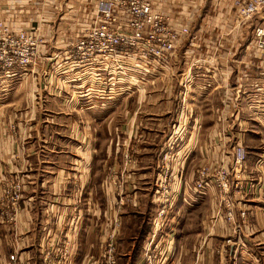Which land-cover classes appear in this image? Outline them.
Masks as SVG:
<instances>
[{
    "label": "crops",
    "instance_id": "0c3cea01",
    "mask_svg": "<svg viewBox=\"0 0 264 264\" xmlns=\"http://www.w3.org/2000/svg\"><path fill=\"white\" fill-rule=\"evenodd\" d=\"M90 1L0 0V19L13 31L25 28L44 38L39 65L22 74L0 72V185L18 170L13 155L20 142L8 132L16 120L18 135L27 133L30 148L18 218L24 244L21 259L34 264L48 243L57 247L67 239L70 264H84L79 261L82 257L88 258L87 264H95L90 260L112 225L114 193L110 181L103 180L104 170L122 169L124 146L139 137L138 155L134 150L139 165L123 174L126 186L120 197L126 204L122 209H129L116 235L117 259L127 264L135 228L140 232L144 224H151L141 222V217L147 204L156 205L159 150L177 135L175 140L184 145L178 155L183 161L175 166V215L166 222V239L173 241L168 239V253L160 264H193L195 258L197 264H225L223 257L219 262L213 259V251L218 243L235 239L242 249L227 244L229 259L254 260L256 249H264V57L252 42L237 39L230 48L231 41L223 40L219 51L223 56L229 48L230 61L228 65L212 62L218 38L232 24L231 19L224 20L227 0H157L166 12L192 18L191 40L182 44L171 65L157 66L140 77L139 67H131L144 84L141 89L101 63L88 77L85 70L65 66L62 52L90 16ZM195 59L199 63L193 67ZM186 74L190 87L177 125L178 94ZM235 145L244 146L247 153L233 176L240 187L229 195L236 203V234L218 208L211 183L206 181L199 189L194 177L199 163L221 161L231 167ZM75 197L76 218L66 224ZM136 207L139 224L133 212ZM241 210L246 211L245 217L240 216ZM143 249L144 243L139 263Z\"/></svg>",
    "mask_w": 264,
    "mask_h": 264
},
{
    "label": "built area",
    "instance_id": "2783aa9c",
    "mask_svg": "<svg viewBox=\"0 0 264 264\" xmlns=\"http://www.w3.org/2000/svg\"><path fill=\"white\" fill-rule=\"evenodd\" d=\"M90 2L92 6L90 16L84 21L78 35L62 52L65 66L85 70L88 72V77L92 76L93 67L101 63L117 72L118 76L128 85L141 89L144 84L131 67H139V77L140 73L145 74L156 69L157 66L169 67L182 44L191 40L192 18L190 16L183 18L180 14L176 15V12H166L158 7L157 0H91ZM197 5L194 4L193 7ZM225 8L228 12L224 20L231 19L232 26H228V35L224 34L218 38L217 47L211 55L212 62L217 64L224 61L225 65H228L231 57L228 52L229 48L222 56L219 51L222 46L221 41L230 40L229 38L225 39V36H231L230 48H232L234 45L232 41L236 40L237 32L241 28H250L251 37L245 38V40L252 42L253 47L264 57V0H227ZM43 42L44 38L39 33L25 28L13 31L5 20L0 19V72L26 73L29 69L39 65V47ZM193 46L198 48L197 44ZM198 63L199 60L195 59L192 66H196ZM189 73L190 69H188ZM180 85L178 99L181 110H184V99L190 87L187 74L184 75ZM246 156L244 146H234L231 166L233 175L237 169H241ZM124 157L127 159L128 152L124 153ZM167 160L168 153H164L161 168L164 167ZM134 161L136 162V159ZM172 174H169L168 181H166V176L162 179V173L159 174L162 181L155 192L158 214L151 221V242L167 222V215L173 205L176 192L173 189L175 175L172 176ZM206 181L215 187L219 204L223 203L226 207L224 212L226 220L234 223L236 206L229 197L233 181L231 172L219 166L212 174L203 168L198 171L196 187L202 189ZM14 182L15 180L11 178H6L2 182L8 187H2V192L0 190V214L12 215L9 218L17 221L19 212L16 205L18 206L21 199L22 187L20 188V184H14ZM238 185L239 183L236 182L235 187ZM6 188L7 194L4 193ZM116 189L119 196V201L116 203L118 205L117 212H121V207L124 204L120 197L122 187H116ZM240 215L245 217L246 211L241 210ZM119 219L118 217L113 220L114 223L111 225V229L105 233L106 236L101 245L105 264H114L113 254L120 226ZM235 230L233 228L234 232ZM62 250L64 253L55 255V260L49 257L50 251L46 252L41 264H69V256L65 258V255H68L67 250L65 248ZM145 250L149 251V248ZM16 262L14 260L13 264H21Z\"/></svg>",
    "mask_w": 264,
    "mask_h": 264
},
{
    "label": "rangeland",
    "instance_id": "374dc122",
    "mask_svg": "<svg viewBox=\"0 0 264 264\" xmlns=\"http://www.w3.org/2000/svg\"><path fill=\"white\" fill-rule=\"evenodd\" d=\"M186 1H188V0H184V3H186ZM230 26H232V24ZM247 29H243V32L241 31L242 29H240L237 32L236 40L237 39L245 40V38L246 39L250 38L251 37L250 28L248 30ZM192 34L194 35V31L192 32ZM216 38H217V36H216ZM227 38H229L231 40V36H227ZM20 74H22V73H20ZM173 84H174V82H173ZM174 85L176 86V83ZM180 88H181V85H180ZM138 101H139V97H138ZM179 107H180V105H179ZM183 112H184V110H181V108H179L178 111H177V118H176L177 125H178L179 121L182 119V118H180V116H181V113H183ZM8 130L7 131L10 134H12L13 137L15 136L18 139V143L20 142L19 143L20 146L18 144V150L19 151L14 153V155H13V160L17 163V169L18 170L15 172L16 175H14V176L12 175L11 177H8V178H11V179L15 180L14 184L19 183L20 184V188L22 187V189H23V183L24 182H23L22 179L24 178L25 182L27 181V179L24 177V174L27 171L30 170V164H28V158H27V154H26V153L30 152L29 145H28V143L25 140L27 138V133L24 134L23 132H21L20 135H18L19 134V130H18V127H17V120L14 122V124L9 126ZM176 130H177V127H176ZM176 136H174V138L169 143H166L165 145H163L162 148L159 150L160 153H159L158 175L162 173V179H164V177L166 176L167 177L166 181H168V176H169L170 173H173L172 176L175 175V177H176V174H177V170L175 168V166H177L176 163L177 162L178 163H182V161H183L181 159V157H179V156H180V151L183 150L184 145H183L182 140H180V139L175 140ZM135 139L136 140H134V141H136V142H129L127 145L124 146V148H123V150L121 152L122 154H121V159L120 160H121V163H122V166H123L122 169H121V167L116 168V167L110 166V167H107L104 170L105 175H104L103 180L106 181V182L110 181L111 187H113V193H114L113 203H112V206H111L112 209H111V214H110V217H111L110 221H111V223L113 225V223H114L113 220L115 218L119 217L120 218L119 219V221H120L119 229L120 230H121L122 225H123L122 224V218H123V216H125V211L127 209H129V208L122 209V207H121V212H119V211L117 212L118 205L116 203H117V201H119V196L117 194L116 187H124V186H126V182L123 181V179H124L123 178V174H125L126 169H131V168L137 167L139 165L138 156H136V154L138 155V153H139L140 142H139V137L135 138ZM134 150H137L138 152L135 154ZM125 152H128L127 159L124 157V153ZM164 153L165 154L168 153V160L165 162L164 167L161 168L162 162H163ZM183 155H184V153H183ZM134 159H136V162L134 161ZM224 164L225 163L221 162V161L218 162L217 165L216 164H211V163L210 164H205V163L203 164L202 163V165H200V163H199L197 166L194 167L195 184H197V182H198V171L203 169V168H205L206 170H209L210 173L214 174L215 173V169L217 167L221 166L225 170L228 169L231 172V178H233L234 175L232 174V167H228L227 168ZM158 178H157L158 181H157L156 189H157V187H159V185L161 184V181H162V180H160V176ZM174 181H175V178H174ZM236 182L237 181L234 180V179L231 182L232 186H231L230 192L232 191V189L239 188L240 184L238 185V187H235ZM137 183L139 184V181ZM3 184L0 185L1 192L3 190L2 187H8L6 184H4V185ZM154 187H155V185H154ZM197 188L200 189V187H197ZM213 188H214V190L216 192L215 187H213ZM173 189H174V184H173ZM152 190H153V188H152ZM4 193L7 194V188L4 190ZM231 194H232V192L230 193V195ZM21 197H22V195H21ZM229 197L231 198V200L234 202V204L236 206V203H235L233 197H231V196H229ZM150 199H151V197H150ZM174 199H175V197H174ZM20 200L18 202V206L16 205V209L19 212L18 214H20V212H21ZM74 201H75L74 208L71 209V215H68V219H66V224H67V222H71L70 219H73V218L75 219L76 218L75 214H76V212L78 210V197H75ZM124 203L126 204V202H124ZM131 208L133 209V207H131ZM136 208L137 209H135V211H133V212L136 213L137 219H138L137 222L139 224V208L138 207H136ZM218 208L221 210V213H222L223 217L225 218L224 212L226 210L225 209L226 207L224 206V204L223 203L219 204ZM115 212H117V213L115 214ZM157 212L158 211H157L156 205H154L152 207V206H150V204H147V206L144 208V214L141 217V222L143 220H145V221L150 220V223H151L153 218L158 214ZM174 213L175 212H174V208H173V205H172L170 210H169V213L167 215V219H166L167 222H170L171 218L174 217L173 216V215H175ZM234 215H235V213H234ZM11 216L12 215L6 216L4 213L2 215L0 214V264H13L14 260L17 261V262H20L21 264H26L24 259L23 258L21 259V256L23 257V255L21 253L23 252L24 244L22 242V235L18 234L19 233V222H18L19 220H17V219H16L17 221H15L14 219L12 220V219L9 218ZM178 216H179L178 214L175 216L176 217V219H175L176 222L179 220ZM18 218H19V215H18ZM132 219H133V221L136 220L135 217H132ZM225 220H226V218H225ZM233 221H234V223H230L229 221H227V222L231 225L232 231H233V228L236 229L235 232L233 231L236 234L239 229L236 227V224H235V216H234V220ZM69 224H71V223H69ZM69 224H68L67 227H70ZM130 224L131 223H129V225ZM134 224H136V222H132L133 226H135ZM98 225L96 227L97 228L96 232H98V229H99ZM166 225H168V223L165 222L164 226L166 227ZM151 227H152V225L150 224L149 232H148L146 238L141 242V245H143V243H144L145 249L149 248V251L143 249V253L141 255V257H142L141 263H139V255L136 257V260H135V261H137V263H135V261L132 259V255H131L130 259L127 262V264H133V263L134 264H160L162 257H164L168 253V251H166L167 250L166 248L168 246L167 243L170 242V241L171 242L173 241L172 239H169V238L168 239L170 241L168 239H166V237H168L167 236L168 228L167 227H166V229L165 228H163V229L161 228L156 233L155 239H153V241L151 242L150 241ZM134 228L135 227H133V229ZM176 230H178V228ZM65 231H66V229H65ZM138 231H139V227L135 228L134 232H135L136 238L133 241V249H134L135 244L138 241V236H139ZM176 233H178V232H176ZM100 234H102V233H100ZM105 236L106 235L103 234L102 241L105 239ZM175 242H177V240H175ZM229 243H233V245L236 247V250L237 249L238 250L242 249V245L237 239H235V240H224V243L222 241L221 243L217 244L218 246L213 251V253H214L213 259H217V262H219V258L223 257V263H225V264H228V263H230V264H245V263H248V264H258V263L262 264V261H264V253H263L264 249L263 248L256 249V253L255 254L253 253L254 254V260L250 258V259H248V261H245V258L241 257L239 259L238 256H236V257L234 256V258H232V260H230L229 257H228V251L229 250H228V248L226 246ZM67 244H68V240L67 239L63 242V244L61 243L57 247H55L56 244L51 245L50 243H48V245H46V247L43 249V252H41L39 254L38 259H37V261L34 264H41L42 263V259L45 256L44 254L46 252H48V251H50L49 257L52 260H55L54 256L59 254V253H64L63 250H62L64 248L67 250V253H68V255L67 254L65 255V258H68V256H69V259H70L69 248H68ZM101 245L102 244H100V246H99L100 247V251L98 252V254H95L94 258H92L90 260V261L94 260L95 264H105V260H104V258L102 256ZM118 248H119L118 247V241L116 240L115 252L113 254L114 264H125L123 260H118L117 259L118 256H119ZM173 253H174V251L172 252V254ZM194 257L195 256H193L192 258L194 259ZM87 260H88V258L84 259L83 257L79 259V261L83 262L84 264L88 263ZM197 261H196V258H195L192 263L193 264H197ZM214 263H215V261H214Z\"/></svg>",
    "mask_w": 264,
    "mask_h": 264
},
{
    "label": "trees",
    "instance_id": "16d2710c",
    "mask_svg": "<svg viewBox=\"0 0 264 264\" xmlns=\"http://www.w3.org/2000/svg\"><path fill=\"white\" fill-rule=\"evenodd\" d=\"M149 228H150V224H144L142 226V229L140 230V232H138L139 236H138V241L134 246V249L132 251V259L135 261L136 257L139 255V250H140V244L141 242L144 240L145 236L148 234L149 232Z\"/></svg>",
    "mask_w": 264,
    "mask_h": 264
}]
</instances>
